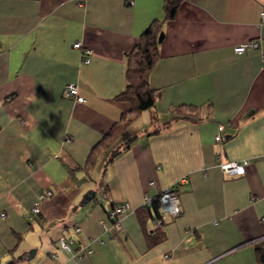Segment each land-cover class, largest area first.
<instances>
[{
  "label": "crops",
  "instance_id": "crops-1",
  "mask_svg": "<svg viewBox=\"0 0 264 264\" xmlns=\"http://www.w3.org/2000/svg\"><path fill=\"white\" fill-rule=\"evenodd\" d=\"M163 2L0 0V264H264V65L233 50L264 34V0H184L160 27L157 100L128 124L126 148L116 138L90 157L134 116L116 99L126 53ZM69 82L83 102L63 96ZM188 104L194 116L176 114ZM229 160H247L244 174L222 172ZM181 179L180 213L160 232L144 196ZM123 201L116 227L109 208ZM76 226V247L92 249L82 257L57 244Z\"/></svg>",
  "mask_w": 264,
  "mask_h": 264
},
{
  "label": "trees",
  "instance_id": "trees-1",
  "mask_svg": "<svg viewBox=\"0 0 264 264\" xmlns=\"http://www.w3.org/2000/svg\"><path fill=\"white\" fill-rule=\"evenodd\" d=\"M184 0H164L163 2V17L161 19H154L150 24L142 31L139 36L138 42L126 53V70L125 88L116 96L117 100H123L129 102L131 105V112L134 116L125 117L122 116L123 123H115L111 131L104 135L103 138L93 146L90 157L95 150L106 149L116 138L118 141L123 142L124 148L129 145V136L127 126L137 116L139 112L150 108L154 105L158 98V92L151 88L149 85V75L153 69L158 57V38L161 34V25L165 21H169L174 18V15ZM197 108L188 104L187 106H179L175 112L176 114H182L184 117L194 116L192 112ZM118 153V150L112 152V157ZM92 162L90 160L88 163ZM148 211L149 217L154 215L160 216L159 206L157 200H152L150 205H144ZM179 215V214H178ZM177 215V216H178ZM176 217V216H175ZM163 224L167 221L162 218ZM158 231L162 232L163 228L155 226ZM264 250V248H262ZM259 261L264 263V251L260 252Z\"/></svg>",
  "mask_w": 264,
  "mask_h": 264
},
{
  "label": "built area",
  "instance_id": "built-area-1",
  "mask_svg": "<svg viewBox=\"0 0 264 264\" xmlns=\"http://www.w3.org/2000/svg\"><path fill=\"white\" fill-rule=\"evenodd\" d=\"M259 17H260V23L264 24V9L260 10L259 12ZM264 34H261L260 36H257L255 38L249 39L246 42L237 44L233 50L236 53H242L246 50H258L261 55V62L262 65H264ZM73 47L77 48L80 50L82 54V61L87 63L90 60V54L91 50L90 48L83 46L82 42L76 41L73 43ZM62 94L65 98L73 99L77 102H83L84 97L79 93L78 86L73 83L69 82L66 83L63 87ZM223 125L219 124L217 128V132L214 136L215 140L220 139V131L222 130ZM247 164V160L243 161H225V162H220L219 167L222 172L233 175V176H240L243 175L245 172V166ZM185 180L181 179L179 180L178 183L166 187L161 191H158V193L155 196H149L145 195L144 196V204L150 205L152 200L156 199L158 206H159V211L161 213L160 216H152L151 221L155 226H158L160 228H164L163 220L162 218L164 217H175L180 213V205H179V197L176 191V188L179 184L184 183ZM150 185L154 184V181L151 180L149 182ZM52 195L51 190H45L40 192L36 200L31 207L32 212H37L40 208L41 202ZM129 209V204L126 201L116 203L114 206L109 208V214L110 217L114 220L115 226L119 227V216L124 214L127 210ZM5 216L4 213H0V217L3 218ZM261 220L264 221V216L261 217ZM80 230V227L76 226L73 229V233L70 235H61L58 240L57 244L58 247L64 251L65 253H71L74 254L78 257H82L84 252H91L92 249L88 247L87 243L82 244L76 247V242H77V237L76 234ZM76 247V248H75ZM52 257H55V254H51Z\"/></svg>",
  "mask_w": 264,
  "mask_h": 264
},
{
  "label": "water",
  "instance_id": "water-1",
  "mask_svg": "<svg viewBox=\"0 0 264 264\" xmlns=\"http://www.w3.org/2000/svg\"><path fill=\"white\" fill-rule=\"evenodd\" d=\"M162 38V34L159 35V38H158V41H160ZM93 195V193L91 194V196ZM91 196H87L85 195L84 197H91ZM34 252H35V249H32L29 251V256H28V259H31L34 255Z\"/></svg>",
  "mask_w": 264,
  "mask_h": 264
}]
</instances>
